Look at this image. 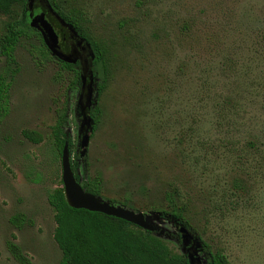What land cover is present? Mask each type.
I'll return each mask as SVG.
<instances>
[{
	"label": "rangeland",
	"instance_id": "rangeland-1",
	"mask_svg": "<svg viewBox=\"0 0 264 264\" xmlns=\"http://www.w3.org/2000/svg\"><path fill=\"white\" fill-rule=\"evenodd\" d=\"M47 1L83 13L106 52L107 82L100 92L92 48L81 72L66 68L29 29V9L0 15V39L15 22L25 34L14 68L0 54V77L12 80L0 120V264H63L48 201L63 184L53 130L66 113L76 160L90 76L80 186L100 180L99 192H87L148 216L176 253L189 247L160 212L174 205L185 210L203 264L204 242L230 264H264V0Z\"/></svg>",
	"mask_w": 264,
	"mask_h": 264
},
{
	"label": "trees",
	"instance_id": "trees-1",
	"mask_svg": "<svg viewBox=\"0 0 264 264\" xmlns=\"http://www.w3.org/2000/svg\"><path fill=\"white\" fill-rule=\"evenodd\" d=\"M28 2L29 0H0V15L11 17L17 8L26 11ZM50 4L58 12L61 20L72 27L80 38L91 45L96 55V62H99L103 67L104 81L100 86V92H103L107 82L105 77L107 59L103 46L90 35L84 26L82 12L66 11L61 3L52 1ZM29 29L37 32L42 38L38 31L32 28ZM24 36V31L19 29L15 22L8 25L6 33L0 39V54L6 58L7 64L13 68L17 65V46ZM42 43L49 55L50 51L44 44L43 39ZM61 64L69 69L74 68L73 65L63 62ZM11 86L12 80L0 77V120L5 118L9 112ZM53 134L59 155L62 156L66 143H68L70 154H72L75 145L70 133L67 131L66 113L60 116ZM23 136L36 144L43 141V137L35 131H24ZM78 157L77 154L76 158ZM71 163L76 179L80 180L77 175L78 164L73 161ZM100 187L101 182L98 179L89 180L83 185V188L88 192H99ZM48 201L55 211L57 226L54 238L62 250L63 264H190L188 254L174 252L155 232L143 230L123 219L100 212L71 207L66 200L63 184L49 193ZM160 212L169 221L175 222L176 225H183L187 229L193 230L183 208L174 205L171 212L166 210ZM203 246L205 248V264H230L223 251H211L209 245L205 242ZM11 251L17 260L25 263L24 255L16 244H11Z\"/></svg>",
	"mask_w": 264,
	"mask_h": 264
},
{
	"label": "water",
	"instance_id": "water-1",
	"mask_svg": "<svg viewBox=\"0 0 264 264\" xmlns=\"http://www.w3.org/2000/svg\"><path fill=\"white\" fill-rule=\"evenodd\" d=\"M34 1L29 0L27 9L31 13V17L33 16V8ZM29 7V8H28ZM31 27L39 30L42 34L44 42L47 48L51 51V54L58 59L70 63L75 64L78 61V57L75 54L74 56L67 57L60 48L59 45V37L54 29V27L45 19L44 15H39L32 18ZM88 48H92L89 43H87ZM94 54V53H93ZM92 58L93 55H92ZM91 73V72H89ZM91 84L86 87V79L84 78V89H86V97L82 102V114L84 115V123H83V136L81 138L80 146L82 149L81 156H85L89 144H90V130H92L91 117L87 114V102L91 99L92 96V76ZM86 101V102H85ZM62 167H63V184L65 189V196L68 204L76 209H85L91 212H100L106 214L108 216L116 217L119 219H123L131 224H134L143 230L149 232H155L157 236H159L160 228L155 226L152 223L148 216L143 213H136L129 209H126L122 206H114L108 202H104L99 199L97 196L88 193L80 186V183L76 180L74 172L71 167L70 162V151L69 145L66 143L64 150L62 152ZM160 216V214H159ZM174 225L176 226L178 233L183 238L186 247L188 249V257L190 260V264H203V261L198 256V251L202 248L200 244L196 242L193 236L190 234L189 229H187L183 225ZM206 261L204 260V264Z\"/></svg>",
	"mask_w": 264,
	"mask_h": 264
},
{
	"label": "flooded vegetation",
	"instance_id": "flooded-vegetation-1",
	"mask_svg": "<svg viewBox=\"0 0 264 264\" xmlns=\"http://www.w3.org/2000/svg\"><path fill=\"white\" fill-rule=\"evenodd\" d=\"M39 15H44L45 19L54 27V29H55L58 37H59V45H60L61 51L67 57L74 56L75 54L78 57V61L75 64H70V63L64 62L58 58H56V59L60 63L63 62L65 64H69V65H73V66H76V64H77L80 67V72H81L82 67L84 65H88L90 63L89 58H88L89 50L86 48L87 42L83 38H80L77 35V33H75V31L72 27H70L68 24L64 23L61 20V17L59 16L58 12L52 7L50 2H48L47 0H35L34 1L32 18L39 16ZM30 18H31V15H30ZM35 30H37V29H35ZM37 31L39 32V30H37ZM42 38H43V36H42ZM43 41H44V39H43ZM44 44H45V42H44ZM50 54H51V51H50ZM51 56H53V55L51 54ZM82 93H83L82 99L84 101L85 97H86V89L83 88ZM87 114H89L88 111H87ZM81 152H82V149L81 150L78 149L77 154L79 155V157L76 158V160H74V161L72 160L74 163L78 164L77 175L79 177H80V163H79V161H80V157H81ZM61 158H62V156H61ZM72 161H70V162H72ZM71 167H72V163H71ZM74 175H75V173H74ZM75 178H76V176H75ZM80 179H81V177H80ZM77 181L80 182V180H77ZM87 181H89V180H87Z\"/></svg>",
	"mask_w": 264,
	"mask_h": 264
}]
</instances>
